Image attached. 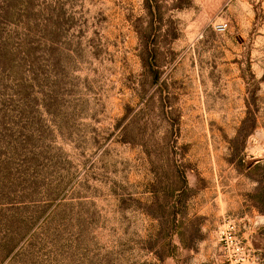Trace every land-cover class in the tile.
Masks as SVG:
<instances>
[{
    "label": "rangeland",
    "instance_id": "rangeland-1",
    "mask_svg": "<svg viewBox=\"0 0 264 264\" xmlns=\"http://www.w3.org/2000/svg\"><path fill=\"white\" fill-rule=\"evenodd\" d=\"M264 264V0H0V264Z\"/></svg>",
    "mask_w": 264,
    "mask_h": 264
},
{
    "label": "built area",
    "instance_id": "built-area-1",
    "mask_svg": "<svg viewBox=\"0 0 264 264\" xmlns=\"http://www.w3.org/2000/svg\"><path fill=\"white\" fill-rule=\"evenodd\" d=\"M223 264H260V256L241 239L239 225L229 219L218 231Z\"/></svg>",
    "mask_w": 264,
    "mask_h": 264
}]
</instances>
